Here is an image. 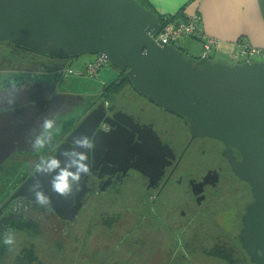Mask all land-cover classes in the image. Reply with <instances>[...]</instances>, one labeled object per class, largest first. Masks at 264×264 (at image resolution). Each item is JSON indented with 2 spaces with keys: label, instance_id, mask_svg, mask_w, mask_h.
Wrapping results in <instances>:
<instances>
[{
  "label": "water",
  "instance_id": "1",
  "mask_svg": "<svg viewBox=\"0 0 264 264\" xmlns=\"http://www.w3.org/2000/svg\"><path fill=\"white\" fill-rule=\"evenodd\" d=\"M160 30L136 0H0V43L15 40L54 59L102 56L141 95L183 116L192 137L217 139L237 150L241 161L231 162L232 171L249 185L253 199L241 219L239 242L250 263L264 264V65H230L206 56L194 65L154 41ZM53 90L54 85L28 81L0 86V165L16 151L30 152L37 138L53 143L50 130L59 128L63 110L85 100L48 99ZM101 119L98 111L89 114L16 196L48 204L59 215L68 212L65 219L71 220L87 190L83 181L63 193V184L88 172L90 138ZM96 135L93 151L95 144L97 153L108 152L111 135Z\"/></svg>",
  "mask_w": 264,
  "mask_h": 264
},
{
  "label": "flooded vegetation",
  "instance_id": "2",
  "mask_svg": "<svg viewBox=\"0 0 264 264\" xmlns=\"http://www.w3.org/2000/svg\"><path fill=\"white\" fill-rule=\"evenodd\" d=\"M15 42L10 40L0 43V58H12L7 62L12 61L16 65L19 62L25 69L34 68L38 63L37 68L27 73L20 67L18 70L14 67L10 70L9 64L0 63V86L24 81L54 85L53 92L45 95L48 99H53L55 95H67L85 100L83 108L82 104L77 107L69 104L63 110L59 128L50 130L52 144L43 137L37 138L30 152L16 151L0 165V250L8 253L9 249H6L22 239L28 243V239L43 238L48 234L62 236L65 232L70 233L74 229L71 226L87 206L91 207L90 219L93 218L89 228L92 226L99 234L104 229L112 236L123 221L117 220L115 214L127 212V203L131 202L132 206L139 208L135 209L137 214L141 211L139 216L142 220L138 221V226L140 223L141 227L146 224L153 232L157 229L163 233H175L172 222V216H175L180 222L178 228L183 227V234L179 235L176 245L187 256L192 252V246L184 245L186 239L183 237H186L192 224H198L207 216L204 207L213 206L217 197L224 201L229 199L233 193H238L239 184V192L243 193L240 197L245 196L246 199L241 204L237 240L219 242L228 243L234 251L239 249L250 263L239 237L241 219L253 199L249 185L232 171L231 162L241 161L237 150L217 139L192 137L183 116L170 112L141 95L129 81L126 82L124 72L116 70V75L105 82L101 91L82 87L65 91L60 88L58 75L61 70L57 65L61 66L73 58L41 56L27 48L16 46ZM31 58L35 61L20 60L30 61L28 59ZM86 58L89 61L92 59L88 56ZM2 61L6 59H0ZM33 63L35 64L32 65ZM193 64L198 65L199 62ZM93 111H98L102 119L90 138L88 172L83 176L77 172L63 184L64 193L68 188L85 182L83 188L87 192L83 196L82 193L79 195L81 207L76 215L67 220L65 218L68 212L59 215L48 204L16 196L23 183L55 154L57 147L65 143ZM95 135L97 138L111 135L108 152L97 153L95 144L93 151L92 140ZM74 156L75 165L79 167L81 154L76 152ZM126 192H133V198H125L129 197ZM71 201L73 205L74 196ZM224 215L227 219V214ZM222 232L228 237V232ZM93 242L102 245L100 241H91L89 248L93 251L96 250ZM216 243L218 242L214 245ZM195 247L197 246L194 245L193 251ZM207 248L208 252L214 249L211 246ZM130 254L132 255L131 252ZM94 255L98 258V253L94 252ZM14 259L15 255L12 263ZM7 260L8 255L2 256L0 264L7 263Z\"/></svg>",
  "mask_w": 264,
  "mask_h": 264
},
{
  "label": "rangeland",
  "instance_id": "3",
  "mask_svg": "<svg viewBox=\"0 0 264 264\" xmlns=\"http://www.w3.org/2000/svg\"><path fill=\"white\" fill-rule=\"evenodd\" d=\"M0 59H6V61L0 63L9 64L10 70L13 67L18 70L20 67L23 71L26 70L27 73L37 68L38 65L36 63V67L25 69V66L19 64V62H17L18 65L12 61V63L7 62L12 58ZM20 60L23 62L35 61L33 58L28 59L30 61ZM242 61L243 59H238L235 62ZM253 61L264 63L262 59H254ZM87 62L86 57H79L65 61L61 66L58 64L57 66L61 70L60 75H58L60 88L65 91H72V89L78 87L101 91L102 87L105 86V82L109 81L117 73L108 64L99 70L96 79H91L85 75H77V70L82 69ZM227 64H231V62ZM237 187L238 193H233L229 199L227 198L224 201L223 199L219 200L217 197L213 206L204 207L207 216L198 224H192L190 231L185 235L186 237H183V239H186L184 245L189 244L192 246V252L187 256H184L180 251L181 248L177 246L178 244L176 245L179 235L183 234V227L178 228L180 222L178 223L175 216H172L175 233H171L173 231L163 233L160 232L161 230L157 231V229L153 232L146 224L141 227L140 223L138 226V221L142 220L141 216H139L141 211L137 214L135 209L139 208L136 205L132 206L131 202H128L127 212L121 211L115 214L117 220L122 219L123 221L118 225L116 233L112 236L108 235L109 233L104 229L99 234V231L92 226L89 228L93 218L90 219L92 210L90 206H87L85 210L80 212L77 221L71 226L74 229L70 233L65 232L62 236L48 234L47 237L28 239V243L23 239L19 240L16 244L6 249H9L8 253L0 250V258L8 255V260L5 264H14L12 263L13 255L24 256L29 252L34 253L36 264H226L209 256L207 247L220 246V240H237L238 234L236 235V233L240 229L241 204L246 199L245 196L240 197L243 194L239 192L241 186L237 184ZM126 193L129 194V197L125 198H133L131 196L133 192ZM98 210L102 209L98 208ZM225 213L227 214V219H225ZM161 216L164 217L163 214ZM222 230L228 232V237ZM219 237L222 238L219 239ZM93 240L102 243L99 246L93 242L97 251L89 248L90 242ZM216 241L218 243L214 245ZM56 245H59V247L57 248ZM194 245L197 247L193 251ZM235 246H237V243ZM92 251L93 254H91ZM94 252L98 253V258L94 255Z\"/></svg>",
  "mask_w": 264,
  "mask_h": 264
},
{
  "label": "crops",
  "instance_id": "4",
  "mask_svg": "<svg viewBox=\"0 0 264 264\" xmlns=\"http://www.w3.org/2000/svg\"><path fill=\"white\" fill-rule=\"evenodd\" d=\"M160 15H174L183 6L186 16L198 14L205 37L216 40L214 61L236 63L243 46L264 47V0H147ZM179 49L200 57L202 45L185 39Z\"/></svg>",
  "mask_w": 264,
  "mask_h": 264
},
{
  "label": "built area",
  "instance_id": "5",
  "mask_svg": "<svg viewBox=\"0 0 264 264\" xmlns=\"http://www.w3.org/2000/svg\"><path fill=\"white\" fill-rule=\"evenodd\" d=\"M200 18L198 14L186 16L184 20L167 22L162 27L160 32L154 38V41L160 39L165 45L174 50H180L179 44L185 39H193L201 42L202 53L201 60L204 56L208 57L213 52V47L216 45V40L210 37H205L200 29ZM237 58L243 59L239 63H251L254 58L264 59V47L250 48L243 46L237 54ZM107 65V61L102 59V56H94L82 69L77 70V75H85L91 79L97 77L99 70ZM70 72V71H69Z\"/></svg>",
  "mask_w": 264,
  "mask_h": 264
},
{
  "label": "trees",
  "instance_id": "6",
  "mask_svg": "<svg viewBox=\"0 0 264 264\" xmlns=\"http://www.w3.org/2000/svg\"><path fill=\"white\" fill-rule=\"evenodd\" d=\"M136 1L140 6H142L144 9H146L147 11H149L153 14V17L159 21V24L161 27L167 22L180 21V20H184L186 18V15L184 14L185 6H183L174 15H160L152 8V6L149 4V2L147 0H136ZM198 42H200V41H198ZM181 51L182 50H174V52H177V53H182ZM183 56H185L187 59L192 61V63L199 62V60H200V57L188 56V54L186 55L184 53H183ZM90 58H94V56L90 57ZM209 58L211 60H214V54L211 53ZM254 59L264 60L263 58H254ZM88 62H89V60H88ZM254 62L255 61H251V63H254ZM256 63L264 65V63H261V62H256ZM126 82H128V80ZM211 250H212V252L207 253L209 256H212L218 260L221 259L226 264H250L239 249H235V251L232 250L231 246H229L228 243H226V244L220 243V246H218V247L214 246V249H211ZM13 263L14 264H36V257L34 255V253L32 254L29 252L26 253V255H24V256L16 255Z\"/></svg>",
  "mask_w": 264,
  "mask_h": 264
},
{
  "label": "clouds",
  "instance_id": "7",
  "mask_svg": "<svg viewBox=\"0 0 264 264\" xmlns=\"http://www.w3.org/2000/svg\"><path fill=\"white\" fill-rule=\"evenodd\" d=\"M183 54V53H182ZM208 59H210L209 57H208ZM201 61V56H200V60H199V62ZM212 61H214V60H212ZM237 63H239V62H237ZM235 64V63H234ZM107 65H108V63H107ZM231 65V64H230ZM97 78V77H96ZM95 78V79H96Z\"/></svg>",
  "mask_w": 264,
  "mask_h": 264
}]
</instances>
